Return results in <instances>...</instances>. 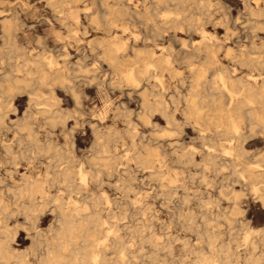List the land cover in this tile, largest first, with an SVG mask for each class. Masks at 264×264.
I'll use <instances>...</instances> for the list:
<instances>
[{"label": "rangeland", "instance_id": "374dc122", "mask_svg": "<svg viewBox=\"0 0 264 264\" xmlns=\"http://www.w3.org/2000/svg\"><path fill=\"white\" fill-rule=\"evenodd\" d=\"M52 1L56 0H0V10L7 13L17 11L24 23L17 33L18 45L31 58H38L40 54L52 55L59 62L58 65L65 64L68 84L73 85L79 95L77 103L68 88L59 84L42 85L35 74L31 75L34 80L30 86L16 87L13 95L0 88V110L5 115L0 125V245L4 241L16 252H28L27 258L37 264L30 254L31 234L35 232L31 229L34 217H25L21 213L20 203L21 199L29 203L31 197L27 190L22 193L21 199L14 195L20 192L25 176H29L31 180H39V185L44 189L43 194L37 193L36 201L57 203L53 198L58 195L69 206L80 204L91 211L90 201L84 195L87 191H94L101 197L98 206L113 208L116 212L128 207L129 216L118 222V233L127 237L123 225L125 220L142 217L147 225H151L154 241L172 244L174 257L166 250H160L161 261L168 260L169 264H190L189 257L183 263L178 260L184 255L182 246L185 241L198 248H206L204 240L185 229L184 216L189 210L184 208L179 215L181 197L189 193L192 199L190 204L200 211L199 202L193 195H210L214 205L207 210L211 219L207 225L209 230L220 242H231L234 248L241 249L244 258L245 250L250 249L251 244L244 243L246 234L243 222L247 221L251 227H264V206L259 198L264 192V181H257L256 193L250 183L234 181L238 177L230 167H225L223 172H215L203 163L202 132L198 129L205 128L210 135V129H214V126H207L203 121H199V124L190 114L186 117L184 113H190L192 106L186 104L184 97L190 96L194 74L201 67L204 69V77L201 78L203 84L211 85L213 94L220 90L225 93L223 80L217 75L219 69L223 68L222 73L229 84L240 80L257 86L259 95L254 105L262 110L264 105L260 104L259 97L264 101V12L254 14L250 8L262 11L264 0H204L207 3L204 7H197L195 0H191V5L187 7L170 3L161 6L159 14L151 13L153 20L145 17L146 7L153 6V0H105V5L101 0H79L76 3L67 0L62 13L58 12L60 8L50 5ZM115 8H121L118 16L113 12ZM177 11L182 13L176 14ZM165 13L168 15L165 16ZM69 14L72 16L68 17ZM183 15L192 16L194 22L157 25L160 19L182 18ZM61 17L65 20H60ZM69 22L73 23V27ZM38 35L41 41L37 39ZM99 40L106 43L113 55L120 57L123 65L115 63V60L109 61L104 54L105 48L97 43ZM205 42L215 49L213 57L212 52L205 48ZM2 43L0 31V45ZM118 45L120 49L116 48ZM194 46H200L201 53H196ZM250 58L261 62L254 63ZM2 61L0 80L7 86L9 82L3 78L2 72L15 68L16 63L9 65L2 64ZM148 61L156 66H151L137 84L131 85L124 78L120 80V76L125 74L123 71L137 68ZM22 64L29 65L23 60ZM12 74L26 75L21 71H13ZM144 87L148 88L151 100L162 98L167 102L176 124L166 120L159 111L148 115V120L141 117L145 113L141 102ZM172 97L176 100L175 110ZM44 98L51 103L57 102L53 107L61 113L70 111L73 115L65 121L44 120L37 110L41 105L34 101H44ZM223 102H227L226 96ZM210 107L216 111L214 106ZM29 114V121L33 123L40 144L51 142L57 145L63 156L70 157L68 165L71 170L83 167L94 178L90 175L86 181H82L74 173L71 177L73 185L67 184L63 176L54 182L55 170H61L66 165L54 163L58 157L56 152L22 154L23 146L20 147L19 141L26 146L31 141L18 130L16 122ZM239 124L241 137L245 138L243 147L249 155L246 159L257 160L264 166V129L255 126L251 131L247 118H242ZM230 138L225 134L212 135L216 147L214 153L224 154V148L238 143L236 139L228 141ZM4 146H10L11 150L6 152ZM147 148L158 151L157 155L151 157L153 168L143 166L137 156L139 152L146 155ZM107 150L112 155L110 174L92 160L98 151L107 153ZM185 152H194L193 158H178L180 153ZM260 168L259 171L264 167ZM152 171H161V175L152 174ZM202 174H206L208 182L202 180ZM126 184H130L133 190L126 192ZM71 186L79 188L80 193L69 194ZM220 186L226 193L235 188L242 190V195L236 201L242 215H229V211L235 207L234 199L220 197L217 192ZM170 190L175 191L174 197L166 200L163 194ZM75 199L78 201L75 202ZM5 205L8 211L14 213L5 214ZM135 206L142 207L143 214L136 215ZM48 208L41 213L36 225L38 230L44 232L57 227L56 218ZM110 220L116 223V218ZM228 220L237 226L232 236L228 231ZM15 227H18L16 238H5L2 231L8 228L12 233ZM149 231L145 230L148 234ZM175 236L179 238L176 240ZM128 238L130 246H140L138 236ZM254 238L259 239V234H255ZM110 242L111 238L104 247L109 255H113ZM238 243L243 245L238 246ZM153 248L152 244L146 243L141 251L149 255ZM262 250L259 247L255 251L261 253ZM124 256L131 257L128 254ZM243 258L238 264H250ZM141 261L154 264L148 256Z\"/></svg>", "mask_w": 264, "mask_h": 264}, {"label": "bare ground", "instance_id": "6f19581e", "mask_svg": "<svg viewBox=\"0 0 264 264\" xmlns=\"http://www.w3.org/2000/svg\"><path fill=\"white\" fill-rule=\"evenodd\" d=\"M71 1L76 3L79 0ZM153 1V6L146 7L145 17L148 20H153L150 16L151 13L159 14V8L161 6L173 3L174 5L181 4L184 5V7H187L192 3L191 0ZM101 2L104 5L106 4L105 0H101ZM194 2L197 7H204L207 4L204 0H195ZM67 4V0H56L50 2V5L53 8H60L58 10L59 13L63 12ZM120 9L121 8H115L113 9V12L118 16ZM250 9L254 14L258 15L264 12V9L262 11H254L253 8ZM16 12L13 11L12 13H7L3 9L0 10V31L1 38L3 40L2 45H0V60H3L2 64L7 63L10 65L12 62L16 63L15 68H10L11 70H4L2 72L3 78L6 79L9 84L6 86L5 82L1 79L0 88L7 92L8 95H13L16 87L30 86L34 80V77L31 75L35 74V78H37L42 85L59 84L68 88L75 101L79 103L78 92L74 89L73 85L68 84L69 79L66 75L65 64L58 65L59 62L52 55L44 56L43 54H40L38 58H31L28 56V53L18 45L17 33L24 23ZM180 12L182 13V11H177L176 14H179ZM70 15L71 14H69L68 17H70ZM167 15L168 13H165V16ZM60 20L64 21L65 18L61 17ZM184 21L191 24L194 22V18L192 16L187 17L186 15H183L182 18L175 17L160 19V22H158L157 25L177 24ZM72 24L73 23L69 22L71 27H73ZM156 32L157 34H160L159 30H156ZM37 39L41 41V36L38 35ZM97 43L100 47L105 48L104 54L108 57L109 61L115 60L117 61L115 63L123 65L122 61L119 60L120 57L113 55L112 50L106 47L107 45L104 41L99 40ZM204 46L212 52L213 57L216 52L213 46L207 42L204 43ZM116 48L120 49L121 46L118 45ZM194 50L199 54L202 49L200 46H194ZM40 57L44 58V60ZM250 59L254 61V63L261 62L256 59ZM17 60H19V62H17ZM22 60L27 61L29 65L25 66L22 64ZM213 62L215 63L216 61ZM151 66L154 68L156 65H154L152 61H148L143 62L137 68H128L127 71H123L125 74L124 76H120V80L124 78L131 85L137 84L143 75H147ZM222 69L223 68L219 69L217 75L223 80L222 89L225 90V93L220 90L214 94L211 92L213 87L211 85L209 86L207 83L203 84L201 81V78L204 77V69L201 67L196 70L193 78L194 83L191 87L192 90H190V96L184 97L186 104H191L192 106L190 107L191 112L188 114L185 112L184 114L186 117H188L189 114L192 115L197 120V123H199V121H203L206 122L207 126H214V129H210V131H212L210 135L205 132V128L198 129L199 132H202L201 139L204 146L203 163L206 166L211 167L215 172H223L225 167H230L232 169V173L238 177L234 181L250 183L252 185V190L257 193V181H264V168L261 171H259L258 168L264 166L257 160L250 161L246 159L249 155L247 150L243 147L245 138L241 137L242 134L240 133L239 122L242 118H247L251 131L254 130L253 128L255 126H260L264 129V107H262V110H258L254 105L257 102V95H259V92H257V86L250 82L243 83L240 80H237L236 82L231 81L229 84L228 81L225 80ZM13 71L25 72L26 75L19 76L17 74H12ZM202 84L203 90H201ZM179 95L181 94L179 93ZM224 96L227 97L226 103L223 102ZM52 98H55V96ZM259 98L260 104L264 105V101L261 99L262 97ZM44 99V101L34 100L35 104L41 105L37 108V110L44 120L50 122L58 120L65 121L68 116L71 117L73 115L70 111H67V113H61L59 109L53 107L57 104V102L51 103L48 98ZM141 102L145 109V113H143L141 117L145 120H148V115L152 114L154 111H159L166 118V120L175 124L177 123L174 118L173 111L168 110L167 108V102L162 98L151 100L149 98V90L146 87L142 90ZM2 103H4V101ZM172 103L175 105V110L176 100L174 97H172ZM210 106H214L216 111H213L214 109ZM4 117L5 115L0 110V125L4 120ZM30 117L31 115L29 114L25 116L24 119L16 122L18 130L24 132L31 141L29 146L23 144L21 140L19 141L20 147L23 146L22 154H25L26 152L30 154L50 153L52 151L56 152L58 157L54 160V163H56V165L66 163V165L61 170H55L54 182L58 180L59 176H63L67 184L73 185L71 177L74 173H76L82 181H86L90 175L94 178V175L83 167H79L76 171L71 170L68 165L70 157L63 156L62 152L57 148V145L51 142H48L47 144H40L36 137V131L33 128V123L29 121ZM125 133H127V131ZM214 134L230 135L231 138L228 139V141L231 142L233 139H236L238 143L236 145H231L228 149L224 148V154L214 153L216 147L211 139V136ZM107 146L109 147V145ZM4 148L6 152L11 150L10 146H4ZM146 151V155L140 152L137 154L139 162L145 167L153 168L154 166L151 157L157 155L158 151L153 148H147ZM108 152V150L107 153L98 151V153L93 156L92 160L93 162H98L100 166L110 174L109 169L112 168V155ZM193 156L194 152H185L180 153L178 158L189 157L192 159ZM151 173L156 174L157 176L161 175V171H152ZM208 179L209 178L206 174H202V180L204 182H208ZM39 183V180H31L29 176H25V182L21 186L20 192L18 194L14 193L18 199H21L22 193L27 190L31 197V201L29 203L22 199L20 200V203L22 206L21 213L25 215V217H29L31 215L34 217V223L31 226V229L35 232L34 234H31L32 245L30 254L32 258L36 260L37 264H146V262L141 261V259L146 256H148L154 264H169L168 260L163 259L161 261L160 257L162 255L160 250L162 249L166 250V252L171 256H175L173 246L170 242L161 243L154 241V231L151 230V225H147L140 216H137L135 220H125L123 223L124 230L128 233L127 237L118 233V222L129 216L128 207H124L120 212H116L113 208L98 206L97 203H100L101 197L94 191H87L84 195L86 200L90 201L89 206L92 208L91 211L88 210L86 206H81L80 204L69 206L66 204L64 199L58 197V195L53 198V201H57V203H52V201L47 200L36 201L37 193H44V189L41 188ZM162 185H164V183H162ZM24 186L27 187L25 188ZM124 189L126 192L133 190L130 184H126ZM72 192L80 193V189L71 186V188H69V194ZM173 192L175 191L170 190L169 193L163 194L165 199L171 200L174 197ZM217 192L222 198L234 199L235 207L229 211V215L231 217L237 214H243L241 208L236 202L242 195V190L235 188L231 189L229 193H226L220 186L217 188ZM193 196L199 202L198 206L200 211H196L190 204L192 199L190 194L186 192L181 197L182 209L179 210V215L182 214V210H184V208H188L189 212L184 216V223L187 224L185 229L195 233L197 238L204 240L206 248H198L194 244L185 241L182 246L184 255H182L178 260L183 263L185 258L189 257L190 264H238L240 259L243 258L241 249L234 248L231 242H220L218 237L213 234L207 226L211 221L207 210H211L212 205H214L212 196H205L202 194H194ZM259 198L264 206V192L259 195ZM74 201L77 202L78 199H75ZM47 206L49 207V211L56 218L57 227L52 229L50 228L48 232H44L38 230L36 225L40 219L41 213L43 214L46 211ZM7 209L8 207L5 205L3 207L5 214L10 215L14 213V211H8ZM134 211L136 215L140 213L143 214L142 207L135 206ZM111 218H116V223H113L110 220ZM248 224L249 223L247 221L243 222L246 234L244 237V243H250L251 248L245 250V256L243 259L246 263L250 264H264V227H251ZM236 227V225H232L228 220V231L231 236ZM26 229L29 230V228ZM145 230H150L149 234L146 233ZM2 233L5 238L10 236L12 239H15L18 233V227H15L14 230H12V233L8 228H5ZM255 234H259V239L256 240L254 238ZM133 235L139 237L140 246L134 247L133 245H129L128 237L131 238ZM110 238L111 242L109 243V247L113 255H109L104 247L106 241ZM178 238L179 237L175 236L176 240ZM146 243H150L154 247L149 255L141 251V248L144 247ZM160 245L161 247H159ZM241 245L243 244L238 243V246ZM259 247L263 248L261 253L255 251ZM65 252L67 254H65ZM123 253L125 255L128 254L131 257H125ZM28 255V252H16L14 248L7 245L4 241L0 245V264H34L32 259L27 258Z\"/></svg>", "mask_w": 264, "mask_h": 264}]
</instances>
